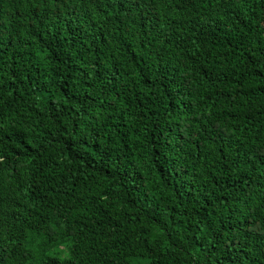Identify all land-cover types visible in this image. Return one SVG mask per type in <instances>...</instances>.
Listing matches in <instances>:
<instances>
[{
	"label": "trees",
	"instance_id": "obj_1",
	"mask_svg": "<svg viewBox=\"0 0 264 264\" xmlns=\"http://www.w3.org/2000/svg\"><path fill=\"white\" fill-rule=\"evenodd\" d=\"M0 264H264V0H0Z\"/></svg>",
	"mask_w": 264,
	"mask_h": 264
}]
</instances>
